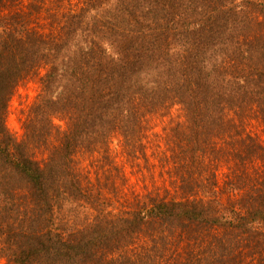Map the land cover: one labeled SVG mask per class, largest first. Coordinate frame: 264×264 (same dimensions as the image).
I'll list each match as a JSON object with an SVG mask.
<instances>
[{
  "label": "trees",
  "instance_id": "16d2710c",
  "mask_svg": "<svg viewBox=\"0 0 264 264\" xmlns=\"http://www.w3.org/2000/svg\"><path fill=\"white\" fill-rule=\"evenodd\" d=\"M56 1L0 0V260L264 264V0Z\"/></svg>",
  "mask_w": 264,
  "mask_h": 264
},
{
  "label": "rangeland",
  "instance_id": "374dc122",
  "mask_svg": "<svg viewBox=\"0 0 264 264\" xmlns=\"http://www.w3.org/2000/svg\"><path fill=\"white\" fill-rule=\"evenodd\" d=\"M55 2H58L55 0ZM76 1L74 2V4ZM65 4V2H64ZM73 5H68L70 7ZM54 8V7H53ZM48 22L52 23L53 17L51 14L48 16ZM59 18L56 16V19ZM46 69L38 70L37 74H33L22 81L19 86L17 87L16 91L14 92L8 106V113L6 117V124L9 131L16 137L18 140H21L24 136V122L28 118L29 111L34 103L37 101L38 96L41 92V84L40 79L45 74ZM181 116V111L179 106H174L170 110V114L166 116L165 120L160 118L155 120L154 122L150 123L147 130L148 137L145 139V144L147 147V157L149 158V162L145 163L143 160L142 166H144L145 173L150 171L151 173H156L157 175L162 171V167L158 162V157L161 155L162 148L160 147L156 150V146L158 145V141H162L165 137L166 128L169 126L170 121H179ZM55 123L61 127V129L65 128L64 121L55 120ZM252 131L255 135H257L260 139L264 140V125L261 124L259 121L253 120L252 121ZM112 142V149L117 157V162L121 165L125 163V159L121 156V143L120 138H114L111 140ZM154 157L157 158L154 160ZM130 172V169L127 170ZM132 184L137 182L136 177H132L131 181ZM142 184V183H140ZM0 264H5L4 260H0Z\"/></svg>",
  "mask_w": 264,
  "mask_h": 264
}]
</instances>
